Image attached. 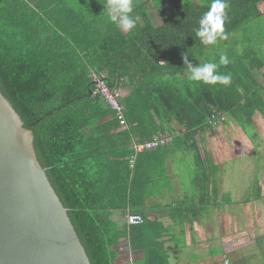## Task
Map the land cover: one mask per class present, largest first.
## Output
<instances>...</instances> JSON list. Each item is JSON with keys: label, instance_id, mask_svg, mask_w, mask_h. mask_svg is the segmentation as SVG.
Here are the masks:
<instances>
[{"label": "trees", "instance_id": "16d2710c", "mask_svg": "<svg viewBox=\"0 0 264 264\" xmlns=\"http://www.w3.org/2000/svg\"><path fill=\"white\" fill-rule=\"evenodd\" d=\"M211 2L133 0L137 26L126 32L109 21L107 0H0V90L33 132L37 159L91 264H118L122 242L133 264H169L166 228L145 214L154 194L149 176L156 167L163 169L171 153L189 151L202 201L209 190L216 196L219 168L208 154L203 158L196 139L214 131L208 123L212 115H230L244 129L257 113L264 118V57L253 47L229 53L230 63L219 67L221 74H231L230 85L185 78L183 54L194 66L215 46L196 36ZM226 3L229 37L261 16L264 0ZM255 72H261V80ZM101 74L112 90H129L120 99L126 128L111 106L93 95V76ZM174 123L182 135L155 150L136 152V142L175 134ZM208 167H214L210 175ZM258 196L262 199L261 191ZM189 209L196 215L191 223L198 208ZM129 212L141 215L143 223L114 220V214L126 219Z\"/></svg>", "mask_w": 264, "mask_h": 264}, {"label": "water", "instance_id": "95a60500", "mask_svg": "<svg viewBox=\"0 0 264 264\" xmlns=\"http://www.w3.org/2000/svg\"><path fill=\"white\" fill-rule=\"evenodd\" d=\"M0 264H91L34 148L0 90Z\"/></svg>", "mask_w": 264, "mask_h": 264}, {"label": "crops", "instance_id": "0c3cea01", "mask_svg": "<svg viewBox=\"0 0 264 264\" xmlns=\"http://www.w3.org/2000/svg\"><path fill=\"white\" fill-rule=\"evenodd\" d=\"M128 93L129 90L124 89L121 92L122 97H125ZM173 127L175 128L174 136L176 134L182 135L175 123ZM215 130L216 129L213 131V135H208L209 140L208 136H206L202 141L199 140V138H197L196 141L200 154L205 158L206 154H208L206 147L209 145L211 146L213 140L216 139L213 145V153L214 158H216L214 162L218 163V160H221L223 157V154L221 157V153H223L224 150L223 145L217 142L218 140L224 139L225 135L214 133ZM243 137L245 139L244 141H246L248 150L253 149L246 135ZM253 139H255V137H253ZM248 144L250 146H248ZM262 148L263 147L260 146V149ZM175 153L176 152L171 153L168 156L163 169L156 167L158 169L157 172L149 176L150 179H153L151 190L154 194L147 201V208L145 210L147 217L152 220L158 219L166 228V234L163 240L166 248L169 250V262L171 260V264H256L258 261L260 263V258L246 261L247 258H254L253 255L244 253L246 252L245 248L247 246L242 248L236 247V250L230 252L231 248L238 244L239 239L237 235L244 233L243 230L235 228V226L238 227L239 223L244 222L243 218L234 222L235 226H233V229H229L228 226L227 228L220 226L221 223L229 221V214L231 218L234 216L236 219L238 213L231 209H238L236 211L242 213L243 207H239L244 206L245 203L239 201L238 194L235 195V203H231L230 200L226 201V203L220 202L221 199L225 200L224 195H226V190L219 180H216L218 186L216 196L209 190L205 200L202 201V194L200 191L197 192L196 190L195 178H193V181L185 183L175 169ZM183 155L193 159V154L189 151L183 152ZM155 164L156 166L158 165L157 163ZM221 178L222 176L220 175V180ZM197 196H199L197 203L198 210L196 213L197 217L194 222L190 223L189 220L194 217L195 212L192 213L189 211L191 204L184 202L189 201L192 205L196 204L195 198ZM213 201H216L217 204L211 208L210 205ZM249 201L250 199L246 205L250 204L251 201ZM222 203H224L225 207ZM222 208H224V210ZM114 220L120 225L126 224L125 217L120 213L114 214ZM123 244H125L122 246L124 249H119L120 255L118 264H133L132 253L128 245L126 243ZM230 254L235 258V263L231 262ZM245 256H247V258Z\"/></svg>", "mask_w": 264, "mask_h": 264}, {"label": "rangeland", "instance_id": "374dc122", "mask_svg": "<svg viewBox=\"0 0 264 264\" xmlns=\"http://www.w3.org/2000/svg\"><path fill=\"white\" fill-rule=\"evenodd\" d=\"M165 1L168 4L174 2V0ZM168 7H170V5H168ZM261 10L263 11L261 16L252 20L246 26L245 31L236 32L230 35L226 40L208 48L202 57L196 59L194 66L212 62L222 53L228 55L233 51L243 52V50L248 47H253L258 51L261 57H264V4L261 6ZM149 14L153 23L156 26L160 25V18L157 10L152 4L149 5ZM255 74L257 78L261 80V72H255ZM261 81L264 83L263 80ZM254 118L255 121L252 124H247L246 129H244L232 116L227 115L223 124L215 126L216 130L214 132L225 135L224 139L218 140L217 142L223 145L224 152L221 153V157L222 154L223 157H220L221 160H218V163L214 162L216 158H214L213 145L216 139L213 140L211 146L209 145L206 147V150L211 162L219 166L217 178H215V180H219L226 190V195H224L225 200L221 199V201H219L226 203V201L230 200L231 203H235V195L238 194L239 201L245 203L244 206H235L239 208L243 207L242 213L236 211L238 209H231L238 213L236 219L234 216L231 218L229 214V221L220 224L221 227L224 226L227 228L228 226L229 229H233L236 220L244 219V222L239 223L238 227L235 226L238 230H243L244 233L237 235L239 239L238 244L232 247L230 252L236 250V247L242 248L247 246L245 248L246 252L244 253L253 255L254 258H247V256H245L247 258L246 261L260 258V263L258 261L256 264H264V118L259 113H257ZM246 122L247 120H245V123ZM210 134L213 135V131L212 133L209 132L207 136ZM244 135H246L252 144L253 149L248 150V147H246ZM253 137H255V139H253ZM248 146L250 145L248 144ZM260 146L263 148L260 149ZM174 155V166L183 182L188 183L193 181V178L198 174L194 160L189 158V156L185 157L183 152H176ZM205 165L207 166V164ZM207 170L210 175L214 167H208ZM220 175L222 176L221 180ZM198 188L199 185L196 187L197 192L199 191ZM205 189L208 188L205 187L204 190ZM260 191L262 192V199H259L260 197L258 196L260 195ZM248 198L251 202L249 201L250 204L246 205ZM195 199L196 204L193 205L197 208L199 196ZM184 203L192 205L189 201H185ZM224 203H222V205L225 207ZM216 204L217 202L213 201L210 207L212 208ZM222 209L224 210V208ZM123 243L126 242L121 243V249H124L122 246L125 244ZM234 259L235 258L230 254L232 263H235Z\"/></svg>", "mask_w": 264, "mask_h": 264}, {"label": "clouds", "instance_id": "9594fccd", "mask_svg": "<svg viewBox=\"0 0 264 264\" xmlns=\"http://www.w3.org/2000/svg\"><path fill=\"white\" fill-rule=\"evenodd\" d=\"M227 6L226 0H212L208 11L201 16L196 36L200 38L202 44L216 45L218 40H226L228 38L224 28L225 9ZM133 7V0H107L106 10L109 21L124 31L131 32L137 26V21L133 15ZM183 61L187 66V78L189 81L212 85L217 83L223 85L231 84V74L225 75L218 71L221 65L227 66L230 63L225 53L220 55L218 63L206 62L193 66L186 54H183ZM223 122L220 124H223ZM169 264H171V260Z\"/></svg>", "mask_w": 264, "mask_h": 264}, {"label": "built area", "instance_id": "2783aa9c", "mask_svg": "<svg viewBox=\"0 0 264 264\" xmlns=\"http://www.w3.org/2000/svg\"><path fill=\"white\" fill-rule=\"evenodd\" d=\"M95 82V89L93 90V95L101 96L105 102H107L111 108L115 111L116 119L119 121L120 126L126 128V120L124 117V107L121 104L120 99L122 98V94L118 90H112L107 82L104 79V75L101 74L99 76H93ZM225 115H212L211 118L208 120V123L212 126H217L221 122L225 121ZM174 138V134L166 133V134H159L154 136L151 140L145 141L143 143L136 142L134 144L135 150L137 153H141L146 150H155L160 146H164L169 144L172 139ZM134 160L131 161V166L133 167ZM144 221L143 217L139 214H134L129 212L126 215V222L129 226L142 224Z\"/></svg>", "mask_w": 264, "mask_h": 264}]
</instances>
